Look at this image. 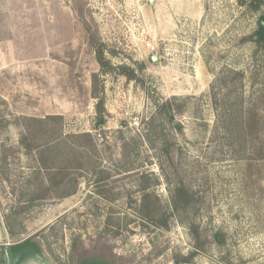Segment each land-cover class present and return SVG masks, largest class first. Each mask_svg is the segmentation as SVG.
<instances>
[{"label":"rangeland","instance_id":"1","mask_svg":"<svg viewBox=\"0 0 264 264\" xmlns=\"http://www.w3.org/2000/svg\"><path fill=\"white\" fill-rule=\"evenodd\" d=\"M70 1L39 117L0 79V264H264V0Z\"/></svg>","mask_w":264,"mask_h":264},{"label":"crops","instance_id":"2","mask_svg":"<svg viewBox=\"0 0 264 264\" xmlns=\"http://www.w3.org/2000/svg\"><path fill=\"white\" fill-rule=\"evenodd\" d=\"M71 4L70 0H0V79L10 99L19 93L27 98L21 104L26 103L29 117H39L42 106L36 104V98H30L34 96L29 91L33 89L29 80L36 72L28 70L27 64H36L42 46L58 47L60 31L73 26ZM49 58L53 69L54 58ZM50 113L52 110L46 115L52 116Z\"/></svg>","mask_w":264,"mask_h":264},{"label":"water","instance_id":"3","mask_svg":"<svg viewBox=\"0 0 264 264\" xmlns=\"http://www.w3.org/2000/svg\"><path fill=\"white\" fill-rule=\"evenodd\" d=\"M153 2H154V0H150L151 4H153ZM262 24L264 25V22H262ZM158 60H159V51L156 50L152 56V61L155 63H158ZM29 243L30 244L27 247V249H28V253H29L28 255L31 258V264H43V258H42L40 247L37 245V243H35L33 241H29ZM2 252L4 254L5 263L6 264H14V253H13L14 250H13L12 245L9 244L8 246H5L2 249ZM96 259H91L90 261L85 260V264H92L93 261H102V262H105L106 264H117V263H112V261H110L107 258H104L103 256H101V257L98 256ZM3 263L4 262H2V264Z\"/></svg>","mask_w":264,"mask_h":264},{"label":"trees","instance_id":"4","mask_svg":"<svg viewBox=\"0 0 264 264\" xmlns=\"http://www.w3.org/2000/svg\"><path fill=\"white\" fill-rule=\"evenodd\" d=\"M245 3V2H242ZM250 7L253 10H258L260 9V7L262 6V1L261 0H254L252 2L249 3ZM262 22H264V18H262V21L259 25V28L255 31V33L253 34V39H255V43L257 44V46H262L264 45V25L262 24ZM133 76H130L131 79ZM179 195H182L183 197V192L181 191V193ZM149 198V196H145V200ZM146 205L144 204L143 209H145V211L147 210V208H145ZM146 218L150 219V209H148V214L145 215ZM161 227H167V221H161V222H157ZM19 246V245H18ZM15 248V247H13Z\"/></svg>","mask_w":264,"mask_h":264},{"label":"flooded vegetation","instance_id":"5","mask_svg":"<svg viewBox=\"0 0 264 264\" xmlns=\"http://www.w3.org/2000/svg\"><path fill=\"white\" fill-rule=\"evenodd\" d=\"M18 245H20V244H17V245H13V247H17Z\"/></svg>","mask_w":264,"mask_h":264}]
</instances>
